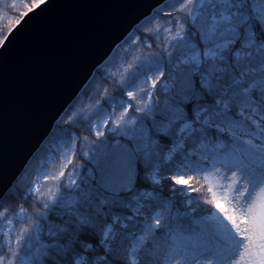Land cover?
Here are the masks:
<instances>
[{
    "label": "snow or ice",
    "instance_id": "obj_1",
    "mask_svg": "<svg viewBox=\"0 0 264 264\" xmlns=\"http://www.w3.org/2000/svg\"><path fill=\"white\" fill-rule=\"evenodd\" d=\"M0 264H264V0H156L0 189Z\"/></svg>",
    "mask_w": 264,
    "mask_h": 264
},
{
    "label": "water",
    "instance_id": "obj_2",
    "mask_svg": "<svg viewBox=\"0 0 264 264\" xmlns=\"http://www.w3.org/2000/svg\"><path fill=\"white\" fill-rule=\"evenodd\" d=\"M156 0H44L0 48V189Z\"/></svg>",
    "mask_w": 264,
    "mask_h": 264
},
{
    "label": "trees",
    "instance_id": "obj_3",
    "mask_svg": "<svg viewBox=\"0 0 264 264\" xmlns=\"http://www.w3.org/2000/svg\"><path fill=\"white\" fill-rule=\"evenodd\" d=\"M39 1L41 0H17L18 3V8L20 9V13H15L12 11H9V16H15V18L11 21H5V20H0V37H2L3 35H5L9 29H11V27L16 23V20L20 18V14L26 12L28 9H30L31 7H33L35 4H37ZM22 5H27V7H23ZM38 163V162H37ZM33 177V176H32ZM31 177V179H32ZM22 194V192L18 189H14L11 193V195L13 197H16L18 195ZM6 204H11L12 201L11 200H6L5 201Z\"/></svg>",
    "mask_w": 264,
    "mask_h": 264
},
{
    "label": "rangeland",
    "instance_id": "obj_4",
    "mask_svg": "<svg viewBox=\"0 0 264 264\" xmlns=\"http://www.w3.org/2000/svg\"><path fill=\"white\" fill-rule=\"evenodd\" d=\"M87 102H88V101H87V97H85V103H87ZM42 159H43V158H42ZM52 160H53V165H55V163H56V158L53 157ZM37 167H38V163H37ZM54 170H55V168H54L52 165H48V164H45L44 169H42V171H46V172H53ZM32 179L35 180V179H36V176L33 175Z\"/></svg>",
    "mask_w": 264,
    "mask_h": 264
}]
</instances>
